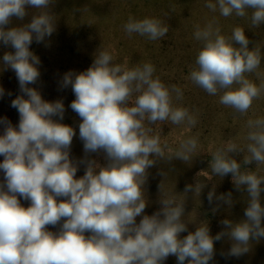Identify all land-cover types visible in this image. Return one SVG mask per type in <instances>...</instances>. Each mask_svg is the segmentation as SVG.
<instances>
[{
	"label": "clouds",
	"instance_id": "9594fccd",
	"mask_svg": "<svg viewBox=\"0 0 264 264\" xmlns=\"http://www.w3.org/2000/svg\"><path fill=\"white\" fill-rule=\"evenodd\" d=\"M53 3L0 0V43L14 49L4 53L0 71L12 70L19 85L10 103L18 112V124L0 117V264H165L170 256L177 264H210L215 242L224 237L231 242L230 249L221 252L226 259L249 253L253 241L264 238V116L247 118L244 143L229 138L215 147L210 173H197L195 183L182 193L168 190L164 179L159 184V210L145 214L149 169L158 161L191 164L199 155L198 133L173 147L161 126L182 125L190 131L199 122V110L183 106L182 87L162 82L150 61L116 63L115 50L100 47L87 70L68 71L58 81L61 90L71 87L75 99L69 107L80 118L84 156L74 158L77 133L63 123V99L46 100L39 88L30 86L41 77V60L30 46L56 31ZM29 7L37 10L30 22L6 28L13 17L23 21ZM204 7L219 17L247 19L249 29L264 25V0H206ZM122 27L129 37L138 34L150 41L164 38L170 29L156 16H129ZM193 38L202 47L187 78L207 94L219 96L221 105L246 116L264 96L261 45L256 42L250 48L252 41L241 26L223 34L215 15L203 26H194ZM5 95L12 93L0 86V99ZM100 153L103 164L93 158ZM239 153L244 154L241 161L234 158ZM253 163L254 170L248 167ZM81 166L84 174L77 177ZM158 174L168 175L162 170ZM229 174L234 188L247 193L245 219H223L224 230L216 235L207 220L188 231V194L200 197L207 187L198 177L211 181ZM207 201L214 205L213 213L234 204L232 192L217 195L215 185ZM184 232L188 234L181 238Z\"/></svg>",
	"mask_w": 264,
	"mask_h": 264
},
{
	"label": "rangeland",
	"instance_id": "374dc122",
	"mask_svg": "<svg viewBox=\"0 0 264 264\" xmlns=\"http://www.w3.org/2000/svg\"><path fill=\"white\" fill-rule=\"evenodd\" d=\"M206 0H54L50 6L51 12L56 16V31L45 42L31 44L30 49L40 58L41 77L36 85L44 99L54 101L63 99L65 104V116L63 123L72 126L76 130L73 138L71 154L74 158L84 156L83 143L79 139L80 118L69 107L75 99L71 87L61 90L58 81L68 71L82 72L93 63L98 49L110 47L115 50L116 63H122L125 59L129 65L150 61L156 67L155 75L159 76L166 85L175 84L184 91L183 106L198 109V123L195 128L186 131L184 126L164 124L161 126L162 135L169 143L176 147L180 140L199 134V155L191 164H185L179 160L172 162L158 161L149 169V178L146 188V196L149 201L145 214L151 215L160 208L159 184L164 180L168 190L182 193L187 184H194L197 173L206 171L210 173L209 162L211 151L229 138H238V142L244 143L242 137L245 133V122L249 116H264V96L254 101L252 108L246 116L235 114L232 109L219 103V96H211L203 89L193 84L187 77L195 65V59L201 43L193 38L194 26L204 23L217 16L220 21L223 34H230L232 27L245 28L246 36L252 43H259L264 53V25L259 28L249 29V21L235 16L229 18L219 17V13H212L204 7ZM28 15L23 21L12 18L6 28L20 26L28 23L35 9L27 8ZM167 14V15H165ZM251 10H249V15ZM129 16L144 18L156 16L168 22L170 29L166 36L157 41H150L146 37L133 34L129 37L123 31V24ZM14 51L10 46L0 43V61L5 52ZM2 66V65H0ZM261 71H264V59H262ZM248 78L257 85L260 81L255 74H249ZM0 86L12 96L5 95L0 99V117H7L14 125L19 122L18 112L10 106L11 100L19 94V85L15 73L12 70L0 71ZM0 128V133H2ZM243 153L234 154L238 161L243 159ZM101 164L105 163L103 153L93 154ZM3 157L0 156V161ZM255 169V163L248 165ZM167 172L166 178L159 175L160 171ZM84 174L83 166L77 172V177ZM3 174L0 172V180ZM207 184L200 197L188 194L185 207V219L190 222L188 231H195L197 224L207 220L210 233L216 235L224 230L220 223L223 219L238 222L245 219L244 210L247 204V193L237 191L231 180V174L213 177L211 181L204 175L198 177ZM216 186L217 195L232 192L234 204L231 208L221 206L216 213L212 212L214 205H209L207 193ZM29 201L21 199L24 207L29 206ZM261 203L264 205V193L261 194ZM139 217L137 222H139ZM264 223V222H262ZM56 231V228L49 227ZM188 232L181 233V238ZM216 254L210 264H264V238L259 242L253 241L252 250L240 258H225L221 252H227L231 242L227 237L214 244ZM165 264H177V259L170 256Z\"/></svg>",
	"mask_w": 264,
	"mask_h": 264
}]
</instances>
